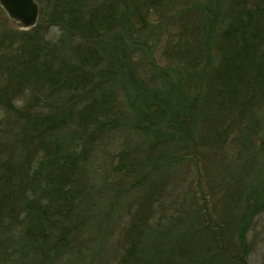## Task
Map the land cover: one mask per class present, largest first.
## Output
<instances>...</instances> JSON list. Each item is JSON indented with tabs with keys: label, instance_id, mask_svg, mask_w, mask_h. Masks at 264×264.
Returning <instances> with one entry per match:
<instances>
[{
	"label": "trees",
	"instance_id": "trees-1",
	"mask_svg": "<svg viewBox=\"0 0 264 264\" xmlns=\"http://www.w3.org/2000/svg\"><path fill=\"white\" fill-rule=\"evenodd\" d=\"M37 3L33 29L0 22V264H248L264 188L240 181L264 157L251 121L264 0ZM230 140L234 168L206 170ZM119 141L92 183L89 162ZM110 236L115 255L102 252Z\"/></svg>",
	"mask_w": 264,
	"mask_h": 264
},
{
	"label": "rangeland",
	"instance_id": "rangeland-1",
	"mask_svg": "<svg viewBox=\"0 0 264 264\" xmlns=\"http://www.w3.org/2000/svg\"><path fill=\"white\" fill-rule=\"evenodd\" d=\"M39 6V5H38ZM173 7H167L165 11V15H173L172 12ZM157 15V14H156ZM155 17V15H152ZM158 17V15H157ZM38 21V20H37ZM0 22L2 25L9 30H17L20 31L17 27V25L12 24L11 22L7 21L5 16H1ZM0 32H4L3 29L0 28ZM162 40L164 41L166 38V34H163L161 36ZM163 44V42H162ZM157 61L160 65H167V61L161 57L159 49L156 50L154 53ZM138 58H141V55L137 53V55L134 56V60L137 61ZM140 60V59H139ZM138 60V61H139ZM136 65V64H135ZM139 71L142 72V69ZM125 92V91H124ZM121 103L127 106L128 98L127 93L123 94L121 91ZM135 96H133L134 98ZM120 99V97H119ZM260 107V108H259ZM251 121L252 119H255L256 122H253V125L256 124L257 134L258 135H264V105H256L253 108V111H251ZM237 129V125H233L232 130L235 131ZM237 131V130H236ZM128 142V141H127ZM230 147L222 148L220 152L218 153V159L215 161L214 159H210L206 162V170H212V171H218L220 168L221 170L218 171V174H224L226 175L230 170H232L235 166L234 163L231 162V160H234L236 153L238 150H240L241 143L240 141H229ZM120 144L114 143L113 145L110 144L107 146L106 150L98 151L92 160L88 164V171L93 172L92 176V183L95 184H101V182L104 179V176L109 172V169L112 164V155H114V145ZM118 145L116 147H118ZM210 157V156H209ZM211 158V157H210ZM166 171H171V169L166 168ZM246 175L243 177V179L240 181L242 185L246 186L247 181L253 182V185L257 188H264V157L258 158L254 164L251 165V168L246 170ZM175 172V171H173ZM107 185H110V181L106 183ZM94 195V194H91ZM134 198L136 201L139 200V195L135 194ZM111 204V199L107 195H104L103 197L94 198L91 199V203L89 204V208L87 209L86 213L91 212V210H102L106 209L107 205ZM94 208V209H93ZM115 215L111 217V227L117 226L118 220L120 219V215H123L125 217V209L123 206H118L114 210ZM127 216V215H126ZM127 218V217H126ZM125 218V220H126ZM127 221V220H126ZM117 234V231L114 233V235ZM91 238H93L92 235L90 236H84L83 237V244L85 247H87L84 250H90L89 243L93 242L90 241L87 244V241H89ZM119 245V241L115 240L114 236H110L106 241H104V245L102 247V252H106L111 255H115L118 253L116 248ZM247 245L249 247V258H248V264H264V211L261 215H259L255 221L254 225L252 226L251 230L249 231L248 237H247ZM66 258L64 257L61 261H59L57 264H72L70 262L65 263ZM103 264H115L113 261H109V263H103Z\"/></svg>",
	"mask_w": 264,
	"mask_h": 264
},
{
	"label": "water",
	"instance_id": "water-1",
	"mask_svg": "<svg viewBox=\"0 0 264 264\" xmlns=\"http://www.w3.org/2000/svg\"><path fill=\"white\" fill-rule=\"evenodd\" d=\"M0 9L19 30H30L37 23L39 8L36 0H0Z\"/></svg>",
	"mask_w": 264,
	"mask_h": 264
}]
</instances>
